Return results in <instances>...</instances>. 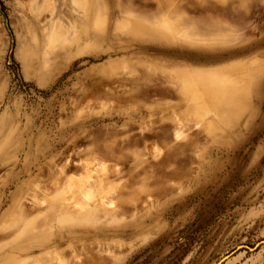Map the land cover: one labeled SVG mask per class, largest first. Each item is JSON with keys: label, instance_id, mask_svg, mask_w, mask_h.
<instances>
[{"label": "rangeland", "instance_id": "1", "mask_svg": "<svg viewBox=\"0 0 264 264\" xmlns=\"http://www.w3.org/2000/svg\"><path fill=\"white\" fill-rule=\"evenodd\" d=\"M0 264H264V0H0Z\"/></svg>", "mask_w": 264, "mask_h": 264}, {"label": "water", "instance_id": "2", "mask_svg": "<svg viewBox=\"0 0 264 264\" xmlns=\"http://www.w3.org/2000/svg\"><path fill=\"white\" fill-rule=\"evenodd\" d=\"M249 250H252V248H250V247H247ZM227 258H225L222 262H224L225 260H226Z\"/></svg>", "mask_w": 264, "mask_h": 264}]
</instances>
